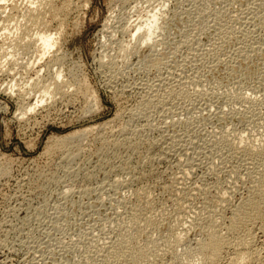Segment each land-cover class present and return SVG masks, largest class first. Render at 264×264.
<instances>
[{
    "label": "rangeland",
    "instance_id": "rangeland-1",
    "mask_svg": "<svg viewBox=\"0 0 264 264\" xmlns=\"http://www.w3.org/2000/svg\"><path fill=\"white\" fill-rule=\"evenodd\" d=\"M4 1L0 264H99L117 232L125 227L123 232L132 231V213L139 204L146 212L143 216L138 211V224L146 232L141 242L150 235L162 242L163 236L180 232L182 243L175 253L181 258L205 236L208 218L216 215V225L225 231L229 200L234 204L257 190L255 186L264 188V161L251 163L240 152V145L264 144V0ZM43 1L50 6L45 8ZM35 2L37 9L31 4ZM154 13L159 15L156 32L142 44L133 37L134 24L144 27ZM35 31L53 32L57 44L43 54ZM122 41L131 48L124 49ZM149 53H163L166 59L161 55L163 64L156 69ZM39 75L43 77L36 81ZM53 75L66 85L60 91H54ZM43 81L57 96L45 95ZM177 91L185 97L176 96ZM148 99L154 102L145 108ZM74 130L78 134L70 137ZM134 139L142 144L133 153L128 142ZM231 144L236 146L233 150ZM250 181L260 185L252 188ZM148 219H156V226H146ZM260 242L256 234L253 247L264 256ZM164 256L170 262L174 258L170 253Z\"/></svg>",
    "mask_w": 264,
    "mask_h": 264
},
{
    "label": "bare ground",
    "instance_id": "bare-ground-1",
    "mask_svg": "<svg viewBox=\"0 0 264 264\" xmlns=\"http://www.w3.org/2000/svg\"><path fill=\"white\" fill-rule=\"evenodd\" d=\"M2 1V0H1ZM0 1V2H1ZM15 1V0H14ZM29 1V0H28ZM27 1V2H28ZM38 1H40V0H38ZM37 1V2H38ZM49 1V0H48ZM48 1H43L44 3H43V5L45 6V8L48 6H50V3L48 2ZM73 1V0H72ZM4 2H6V0L4 1ZM7 2H8V0H7ZM6 2V3H7ZM29 2H34V1H32V0H30ZM41 2V1H40ZM39 3V2H38ZM37 3V4H38ZM27 4V3H26ZM32 5L33 4H36V2L35 3H31ZM256 4H258V3H256ZM4 5V4H3ZM15 5V4H14ZM29 5V4H28ZM136 5V4H135ZM13 6V5H12ZM20 6V5H19ZM30 6V5H29ZM34 6V5H33ZM133 6V5H132ZM4 7V6H3ZM14 7V6H13ZM17 7V6H16ZM35 7V6H34ZM38 7H40V5L38 4ZM38 7H35L36 9L38 8ZM33 8V7H32ZM34 8V9H35ZM5 8H3V10H4ZM15 9V8H14ZM0 10H2L1 9V7H0ZM2 10V11H3ZM10 10H12V9H10ZM16 10V9H15ZM23 10V9H22ZM22 10H21V12H22ZM33 10V9H32ZM39 10H40V8H39ZM2 11H1V13H2ZM33 11H35V10H33ZM38 11V10H37ZM241 11V10H240ZM13 12V11H12ZM39 12V11H38ZM34 13V12H33ZM47 13V12H46ZM239 13V12H238ZM259 13V12H258ZM3 14H4V12H3ZM2 14V15H3ZM45 14V13H44ZM28 15V14H27ZM40 15H41V13H40ZM39 15V16H40ZM236 15V14H235ZM15 16H16V14H15ZM23 16V15H22ZM26 16V15H25ZM158 14L157 13H154L153 15H152V19L151 20H149V21H147L146 22V24L144 25V27L141 25V24H134V31H133V37H135V39H137L138 38V40L139 41H141L142 42V44H144V42H147V43H149L150 41L149 40H152V37H153V35L155 34V32H156V28H157V22H158ZM4 17V16H3ZM5 17H7V16H5ZM4 17V18H5ZM35 17V16H34ZM44 17V16H43ZM236 17V16H235ZM18 18V17H17ZM30 18V17H29ZM41 18V17H40ZM1 19H2V17H1ZM0 19V20H1ZM7 19V18H6ZM10 19V18H9ZM19 19V18H18ZM23 19H24V17H23ZM26 19V18H25ZM33 19V18H32ZM36 19V18H35ZM3 20V19H2ZM5 20V19H4ZM8 20V19H7ZM119 20V19H118ZM6 21V20H5ZM18 21V20H17ZM16 21V22H17ZM126 21V20H125ZM1 23H4V21H0ZM10 22V21H9ZM33 22V21H32ZM0 23V24H1ZM13 23V22H12ZM39 23V22H38ZM139 23V22H138ZM10 24V23H9ZM116 24V23H115ZM127 24V23H126ZM3 25V24H2ZM2 25H0L1 27H2ZM121 25V24H120ZM5 26V25H4ZM13 26H14V24H13ZM130 27V26H129ZM129 27H127V29L125 30L126 32H127V30H129ZM3 28H7V27H3ZM21 28V27H20ZM59 28H61V27H59ZM4 29V30H5ZM12 29V28H11ZM23 29V28H22ZM7 30V29H6ZM15 31H16V29H15ZM25 31V30H24ZM60 32V31H59ZM58 32V33H59ZM35 33H37V35H36V37L37 38H35V40L36 41H39L40 42V46L43 48V54L44 53H47L51 48H53V46L54 45H56L57 43V41H55V39H54V35L52 34H50V33H48V31H47V33H46V31L45 32H43V33H41V32H36L35 31ZM38 33H40L39 35H38ZM57 33V32H56ZM57 33V34H58ZM132 33V32H131ZM4 34H5V32H4ZM7 34H8V32H7ZM55 34V33H54ZM10 35V34H9ZM136 35V36H135ZM6 36V35H5ZM4 36V37H5ZM8 36V35H7ZM13 37V36H12ZM17 37H19V35H17ZM16 37V38H17ZM23 37V36H22ZM30 37V36H29ZM29 37H27L28 39H29ZM137 37V38H136ZM15 38V37H14ZM31 38V37H30ZM9 39V38H8ZM122 39H124V38H122ZM127 39V38H126ZM19 40V39H18ZM31 40H34V39H30L29 40V42L31 41ZM56 40H58V39H56ZM128 40V39H127ZM126 40V41H127ZM7 41V40H6ZM124 41V40H123ZM123 41H122V44H124L123 43ZM126 41H125V43H126ZM130 41H132V39L130 38ZM136 41V40H135ZM138 41V42H139ZM8 42V41H7ZM7 42H5L4 41V43L6 44ZM24 42H25V40H24ZM33 42H35V41H33ZM137 42V41H136ZM141 42H140V44H141ZM22 43V42H21ZM20 43V44H21ZM37 43V42H36ZM119 43V42H118ZM11 44V43H10ZM17 44V43H16ZM15 43H14V45H16ZM19 44V43H18ZM19 44V45H20ZM25 44V43H24ZM35 44V43H34ZM119 44H121V42L119 43ZM122 44L121 45H119L120 47H121V49L123 48L122 47ZM2 45V44H1ZM13 45V46H14ZM26 45V44H25ZM131 45H132V43H131ZM27 46V45H26ZM30 46V45H29ZM35 46V45H34ZM129 45H127L126 46V44H124V49H126L127 47H128ZM7 47H8V44H7ZM36 47V46H35ZM40 47V48H41ZM126 47V48H125ZM2 48V47H1ZM55 48V47H54ZM119 48V47H118ZM129 48V47H128ZM127 48V49H128ZM131 48V47H130ZM129 48V49H130ZM15 49V48H14ZM28 49V48H27ZM9 50V49H8ZM13 50V49H12ZM117 50V49H116ZM123 50V49H122ZM154 50V49H153ZM207 50V49H206ZM1 51V50H0ZM16 51H17V49H16ZM128 51V50H127ZM6 52V51H5ZM9 52V51H8ZM122 52V51H121ZM126 51L124 50V53H125ZM153 52V51H152ZM155 52V51H154ZM153 52V53H154ZM157 52V51H156ZM155 52V53H156ZM42 53V52H41ZM123 53V52H122ZM123 53V54H124ZM129 53V52H128ZM153 53H151L152 54V56H155V54L153 55ZM126 54H127V52H126ZM150 54V53H149ZM151 54H150V57H151V61H150V63L153 65V66H156V69H157V67L159 66V65H161V63L163 64V62H162V60L159 58V57H161V55L163 56V58H165V56L163 55V53H159L160 54V56H156V57H152L151 56ZM56 55V54H55ZM125 55V54H124ZM123 55V56H124ZM7 56H9V55H7ZM15 56V55H14ZM40 56V55H39ZM39 56H38V58H39ZM43 55L41 54V57H42ZM123 56H122V58H123ZM127 57H128V55H126ZM130 56V55H129ZM4 57H5V55H4ZM120 57V56H119ZM126 57V58H127ZM5 58H7V57H5ZM53 58V57H52ZM58 58V57H57ZM62 58V57H61ZM104 58V57H103ZM121 58V59H122ZM162 58V57H161ZM1 59V58H0ZM166 59V58H165ZM2 60V59H1ZM36 60H38V59H35V61ZM42 60V59H41ZM53 60V59H52ZM52 60H50V61H52ZM107 60V59H106ZM123 60H125V57H124V59ZM3 61V60H2ZM13 61V60H12ZM26 61V60H25ZM31 61V60H30ZM49 61V62H50ZM54 61V60H53ZM56 61V60H55ZM59 61V60H58ZM149 61V60H148ZM163 61H166V60H163ZM4 63V62H3ZM29 63V62H28ZM27 63V64H28ZM39 63V62H38ZM51 63H53V62H50V64ZM56 63H58V62H56ZM107 63V62H106ZM190 63V62H189ZM214 63V62H213ZM217 63V62H216ZM111 64V63H110ZM12 65H13V63H12ZM48 65V64H47ZM46 65V66H47ZM52 65V64H51ZM63 65V64H62ZM207 65V64H206ZM18 66V65H17ZM102 66V65H101ZM163 66H165V65H163ZM111 67H112V65H111ZM41 69V68H40ZM50 69V68H49ZM60 69V68H59ZM58 69V70H59ZM30 70V69H29ZM12 71V70H11ZM31 71V70H30ZM42 71V70H41ZM114 71V70H113ZM21 72V71H20ZM47 72V71H46ZM37 74H38V71L36 72ZM59 73V77H60V72H58ZM70 73V72H69ZM37 74H35V76H37ZM7 75V74H6ZM24 75H25V73H24ZM27 75V74H26ZM49 75V74H48ZM47 75V76H48ZM41 76V77H40ZM52 76V75H51ZM50 76V77H51ZM53 76H55V75H53ZM39 77L40 78H42L43 76L42 75H39L37 78H35L36 79V81L38 80L39 81ZM50 77H47L46 79H47V82L48 83H50L48 80H49V78ZM57 75L55 76V77H51V78H55L54 80H53V86H54V91H60L62 88H63V83L61 84L60 82H57V81H59V79L57 80ZM187 77V76H186ZM22 78H23V76H22ZM75 78V77H74ZM193 78H194V76H193ZM171 79V78H170ZM189 79V78H188ZM33 80V79H32ZM52 80V79H51ZM158 80V79H157ZM179 80V79H178ZM29 81V80H28ZM36 81H34V82H32L33 83V85L36 83ZM41 81V80H40ZM46 81V80H45ZM45 81H43V82H45ZM65 81V80H64ZM68 81V80H67ZM164 81H166V80H164ZM170 81V80H169ZM181 81V80H180ZM186 81H188V80H186ZM30 82V81H29ZM85 82V81H84ZM161 82V81H160ZM196 82V81H195ZM28 83V82H27ZM26 83V84H27ZM41 83H42V81H41ZM46 83V82H45ZM48 83H46V85L45 84H42V86H41V88L43 87V91L45 92V95H48V94H51V93H57V92H54L53 90H51V86H50V90H51V92L49 91V84ZM60 83V84H59ZM74 83V82H73ZM78 83V82H77ZM174 83V82H173ZM181 83H183V82H181ZM185 83V82H184ZM193 83H194V81H193ZM36 84H38V83H36ZM65 84V83H64ZM67 84H68V82H67ZM82 84V83H81ZM41 84L39 83V86H40ZM50 85H52L51 83H50ZM61 85H62V87H61ZM73 85H75V84H72V86ZM155 85V84H154ZM197 85V84H196ZM66 86V85H65ZM64 86V87H65ZM71 86V87H72ZM186 86V85H185ZM68 87V86H67ZM127 87V86H126ZM149 87H151V86H149ZM19 88V87H18ZM36 88H37V86H36ZM40 88V89H41ZM75 87L73 86V89H74ZM81 88V87H80ZM79 88V89H80ZM170 88V87H169ZM171 88H172V86H171ZM17 89V88H16ZM19 89H21V88H19ZM39 89V90H40ZM88 89V88H87ZM2 90V89H1ZM18 90V89H17ZM16 90V91H17ZM38 90V91H39ZM171 90V89H170ZM176 90V89H175ZM29 91H30V89H29ZM29 91H27V92H29ZM53 91V92H52ZM63 91V90H62ZM64 91H65V88H64ZM79 91V90H78ZM91 91H93V90H91ZM167 91V90H166ZM171 91H173V90H171ZM20 92V91H19ZM23 93H24V91H22ZM27 92H25V94L27 93ZM32 92V91H31ZM30 92V93H31ZM35 92V91H34ZM75 92H76V90H75ZM82 92V91H81ZM170 93V91H167V93ZM181 92V91H180ZM180 92L178 93V91L176 92V93H178V94H176V96L177 95H183V94H180ZM22 93V94H23ZM61 93H63V92H61ZM162 93V92H161ZM172 93V92H171ZM170 93V94H171ZM182 93V92H181ZM21 93H19V94H17L18 96L20 95V97H26V95H22ZM28 94L29 93H27V96H28ZM40 94V93H39ZM41 94H42V91H41ZM52 94V95H53ZM64 94V93H63ZM82 94V93H81ZM92 94H94L93 92H92ZM154 94V93H153ZM52 95H50V97H55V96H52ZM83 95V94H82ZM90 95V94H89ZM95 95V94H94ZM94 95H90V96H94ZM167 95H169V94H166V96ZM175 95V94H174ZM49 96V95H48ZM56 96H57V94H56ZM59 96V95H58ZM187 96V95H186ZM20 97H18V99L20 98ZM28 97H30V95L28 96ZM74 97V96H73ZM163 97V96H162ZM168 97V96H167ZM166 97V98H167ZM170 97V96H169ZM173 97V96H172ZM175 97V96H174ZM179 97V96H178ZM184 97H185V94H184ZM27 98V97H26ZM35 98H36V96H35ZM48 98V97H47ZM87 98V97H86ZM94 98V97H93ZM153 98V97H152ZM158 98H161V97H158ZM157 98V99H158ZM241 98V97H240ZM17 99V100H18ZM23 99V98H22ZM38 99H40V98H38ZM50 99V98H49ZM243 99V98H242ZM20 100H21V98H20ZM54 100V99H53ZM153 100V99H152ZM156 100V99H155ZM244 100H248V101H250V99H244ZM252 100H254V99H252ZM25 101V100H24ZM24 101H21L22 102V104H23V102ZM28 101V99H26V102ZM44 101V100H43ZM149 101V99L147 100V101H145V103H144V107L146 108H149L150 106H152L153 104V102H154V100H153V102H148ZM151 101V100H150ZM162 101V100H161ZM238 101H240V100H238ZM20 102V101H19ZM29 102H30V100H29ZM34 102V101H33ZM48 102V101H47ZM208 102V101H207ZM88 103V102H87ZM242 103V102H241ZM19 104V103H18ZM29 104V103H28ZM27 104V105H28ZM54 104V103H53ZM152 104V105H151ZM156 106H157V104L158 103H154ZM242 104H244V103H242ZM29 105H31V104H29ZM142 105V104H141ZM161 105V104H160ZM220 105V104H219ZM21 106V105H20ZM24 106H26V104H25V102H24ZM32 106V105H31ZM31 106H29L30 108H31ZM35 106H37V104H35ZM29 107H27L28 109H29ZM33 107V106H32ZM143 107V109H145ZM22 108L23 109H21V111L23 112V110L25 109L24 107H23V105H22ZM153 108V107H152ZM250 108V107H249ZM18 109V108H17ZM31 110H34V109H31ZM139 110V109H138ZM39 111V110H38ZM146 111H147V109H146ZM145 111V112H146ZM21 112V113H22ZM25 112V111H24ZM32 112V111H31ZM26 113H27V111H26ZM36 113V112H35ZM130 113V112H129ZM133 113V112H132ZM136 113V112H135ZM144 113V112H143ZM221 113V112H220ZM19 114V113H18ZM23 115H24V113H23ZM142 115V114H141ZM134 116H136V115H134ZM18 117V116H17ZM20 117V116H19ZM131 118V117H130ZM139 118V117H138ZM147 118V117H146ZM20 120V119H19ZM130 121L129 122H131V119H129ZM135 120V119H134ZM123 122V121H122ZM122 122H120V123H122ZM126 122V121H125ZM128 122V123H129ZM127 123V124H128ZM111 125V124H110ZM121 125V124H120ZM100 126H102V124L100 125ZM107 126V125H106ZM122 126H124V128H125V126H126V124L125 125H123V123H122ZM91 127H93V126H91ZM105 127V126H104ZM117 127V126H116ZM127 127H129V126H126V128ZM132 127V126H131ZM123 128V127H122ZM123 128V129H124ZM138 128V127H137ZM85 129V128H84ZM110 129V128H109ZM178 129V128H177ZM83 130V129H82ZM120 130V129H119ZM126 130V129H125ZM132 130V129H131ZM134 130V129H133ZM78 131V130H77ZM85 132H86V130H84ZM101 131H102V129H101ZM104 131V130H103ZM122 132V131H121ZM125 132V131H124ZM137 132H139L138 130H137ZM142 132V131H141ZM80 133V132H79ZM102 133V132H101ZM100 133V134H101ZM126 133V132H125ZM130 133V132H129ZM128 133V134H129ZM78 134V132H75V130H74V132L72 133L71 132V134L69 135L70 137H75V135H77ZM82 135H83V133H81ZM137 134V133H136ZM135 134V135H136ZM140 134V133H139ZM176 134V133H175ZM81 135V136H82ZM126 135V134H125ZM143 135V134H142ZM66 136V135H65ZM68 136V137H69ZM103 136H105V135H103ZM103 136H101V137H103ZM134 136V135H133ZM78 137V136H77ZM86 137V136H85ZM124 137V136H123ZM131 137H132V135H131ZM138 137V136H137ZM142 137V136H141ZM145 137V136H144ZM144 137H142V138H144ZM147 137V136H146ZM79 138H80V136H79ZM78 138V139H79ZM108 138V137H107ZM133 138V137H132ZM71 139V138H70ZM131 139V138H130ZM129 139V140H130ZM144 139H146V138H144ZM148 139V138H147ZM146 139V140H147ZM175 139V138H174ZM104 140H105V138H104ZM118 140V139H117ZM132 140V139H131ZM130 140V141H131ZM140 140H141V138H140ZM140 140H138V141H140ZM263 140H264V138H263ZM60 141H62V139H60ZM103 141V140H102ZM124 141V140H123ZM125 141H128L127 139L125 140ZM129 141V142H130ZM138 141H135V139H134V141H132V143L130 142H128V144H130V149H132L131 150V152H133L134 153V151H136V149H138L140 146H141V144H142V142H138ZM107 142V141H106ZM117 142V141H116ZM144 142H145V140H144ZM148 142V141H147ZM146 142V143H147ZM151 142H153V141H151ZM81 143V142H80ZM115 143V142H114ZM145 143V144H146ZM154 143V142H153ZM157 143V142H156ZM242 143V142H241ZM244 143V142H243ZM249 143V142H248ZM61 144V143H60ZM122 144V143H121ZM124 144V143H123ZM180 144V143H179ZM185 144V143H184ZM149 145V147H151L150 145L151 144H147V146ZM228 145V144H227ZM249 145V144H248ZM247 144L246 145H240V152H241V156L244 158V159H246V160H248V161H250L251 163H253L254 162V164L255 163H258V162H261L262 163V161H264V144L262 143V144H260L259 145V143H258V145L259 146H256V145H254V146H256V147H250V146H248ZM71 146V145H70ZM69 146V147H70ZM108 146V145H107ZM144 146V145H143ZM155 145H153V147H154ZM105 147V146H104ZM120 147H122V145L120 146ZM125 147V146H124ZM126 147H128V145L126 146ZM229 148H233L232 147V144H231V147L230 146H228ZM236 147V146H235ZM234 147V148H235ZM115 148V147H114ZM118 148V147H117ZM148 148V147H147ZM183 148V147H182ZM66 149V148H65ZM110 149H112L111 147H110ZM109 149V150H110ZM125 149V148H124ZM128 149V148H127ZM149 149H151V148H149ZM231 149H229V150H231ZM113 150V149H112ZM118 150V149H117ZM144 150V149H143ZM147 150V149H146ZM173 150V149H172ZM233 150V149H232ZM238 150V151H239ZM67 151V150H66ZM102 151V150H101ZM148 151V150H147ZM237 151V152H238ZM71 152H73L72 150H71ZM70 152V153H71ZM232 152V151H231ZM236 152V151H235ZM240 152H238V153H240ZM68 153V152H67ZM66 153V155H68ZM76 153H77V151H76ZM78 153H79V150H78ZM155 153H157V152H154V154ZM168 153V152H167ZM233 153V152H232ZM64 154V153H63ZM132 154V153H131ZM137 154H138V152H137ZM235 154V153H234ZM70 155H72V153L70 154ZM74 155V154H73ZM130 156V155H129ZM133 156V155H132ZM155 156V155H154ZM160 156V155H159ZM74 157V156H73ZM150 157V156H149ZM239 157V156H238ZM64 158V157H63ZM67 158V157H66ZM69 158H72L71 156L69 157L68 156V160H69ZM144 158V157H143ZM159 159H160V157H158ZM67 160V161H68ZM148 160V159H147ZM241 160V159H240ZM243 160V159H242ZM241 160V161H242ZM66 161V160H65ZM70 161V160H69ZM142 161V160H141ZM126 163V162H125ZM260 164V163H259ZM261 165V164H260ZM259 165V166H260ZM250 166V165H249ZM252 166V165H251ZM128 167V166H127ZM244 167V166H243ZM253 168H254V166H252ZM256 167H258V164H256ZM237 168V167H236ZM252 168V169H253ZM259 168V167H258ZM261 168V167H260ZM259 168V169H260ZM263 168V167H262ZM250 169V168H249ZM255 169V168H254ZM261 170V169H260ZM185 171V170H184ZM254 172H255V170H253ZM262 172L264 171V169L263 170H261ZM5 172V171H4ZM7 172V171H6ZM229 172V171H228ZM250 172H252V170H250ZM3 173V172H2ZM248 174H250L249 172H247ZM253 173V172H252ZM256 173H260L259 172V170H258V172H256ZM255 173V174H256ZM247 174V175H248ZM254 173H253V175H255ZM262 174V173H261ZM263 174H264V172H263ZM187 175V174H186ZM239 175V174H238ZM252 175V174H251ZM257 176L258 177H260L258 174H257ZM240 177V176H239ZM256 177V176H255ZM258 177H256V178H258ZM264 176H262V178H263ZM254 178V176L251 178V179H253ZM262 178H260L261 179V181H263L262 180ZM122 179V178H121ZM224 179V178H223ZM250 179V180H251ZM243 180V179H242ZM254 180V179H253ZM256 180V179H255ZM255 180H254V182H255ZM245 181V180H244ZM257 181H259L258 179H257ZM260 182V181H259ZM232 183V182H231ZM250 183H252L251 181H250ZM260 184H262V182H260ZM260 184H258L257 182L254 184V183H252V184H250V186L252 187L253 185H260ZM234 185V184H233ZM232 186V185H231ZM230 186V187H231ZM235 186V185H234ZM249 186V187H250ZM167 187V186H166ZM186 187V186H185ZM249 187H247L248 189H250ZM258 186H255V188L257 189V190H254L253 191V189H252V191H250V193L251 194H249V196H243V197H245V198H239L240 200H235L236 201V203H234V204H232L231 203V201H232V199L231 200H229L228 202H230V205H229V203H228V210H229V215H226L225 216V219L224 220H226V223H225V227H223V230H225V231H222V229L219 227V226H217L216 225V223H218V220H216L217 222H215V217H216V215H215V217L213 216V218L214 219H212V217H210V218H208V217H206V218H208L207 219V221H205L204 219H202L203 221H205L206 222V225L204 226V227H206V234H205V236L203 237L202 236V238L201 239H199L198 241H197V243H196V245L195 246H193L194 248H193V250L191 249V250H187L186 248V251L183 253L184 255H183V257H179L180 255H182V254H180L179 256H177L178 254L177 253H175V247H177V245L181 242V237H182V235H180L181 233L179 232V231H177V232H179V233H177V234H175V232H174V234H172V233H170V232H173V230L172 231H168V233H170V235L169 236H163V237H165V239H161V240H163L162 242H157V240H154V239H151V238H149L151 235H150V233L151 232H153V231H151V232H149V237L148 238H146V240H145V238L144 239H142V242H141V240H140V237L142 236V234H144V233H146L139 225L141 224H138V219L139 218H141V214H139V212L138 211H141V209H144L143 207L141 208L140 207V209H138L139 208V206H140V204H139V202H138V199H136L137 200V202H138V208H137V210H136V205H135V210L137 211L136 213H132L131 215H132V217H131V222H130V224H132L133 225V229L131 228L132 227V225H131V227H128L129 226V223H128V225H127V227L128 228H131L130 230H132V231H129V233H125V232H123L124 230L123 229H125V228H122L120 231H118V229H117V234H116V237H115V239H114V241L112 242V240L109 242V246H108V248H107V250L105 249V253L102 255V261H101V263H99V264H149V263H155V264H161L162 263V258H164V264H166L165 263V257L166 256H164L165 254H171V255H174V256H172V257H174L173 258V260L170 262V260L169 261H166L167 262V264H264V256H260L259 255V253L256 251V250H258L259 251V249H254L255 247H253V245H254V243H253V241H254V238H255V235L256 234H258V236L260 237V243L264 246V188H261V189H258L259 187H261V186H259L258 188H257ZM263 187H264V185H263ZM244 188V187H243ZM252 188H254V187H252ZM70 190V189H69ZM167 190V189H166ZM238 190V189H237ZM195 191V190H194ZM229 191V190H228ZM249 190H247V192H248ZM139 192V191H138ZM142 192V191H141ZM177 192V191H176ZM227 192V191H226ZM143 193V192H142ZM193 193V192H192ZM206 194V193H205ZM232 194V193H231ZM225 195V194H224ZM247 195H248V193H247ZM138 196H140V195H138ZM147 196V195H146ZM221 196V195H220ZM145 197V195L143 196V198ZM201 197V196H200ZM222 197V196H221ZM138 198V197H137ZM171 198V197H170ZM140 200H141V198H139ZM145 199H147L146 197H145ZM145 199H143V201L145 200ZM226 199V198H225ZM179 200V199H178ZM228 200V199H227ZM146 201V200H145ZM209 201V200H208ZM216 201V200H215ZM225 201V203L227 204V202H226V200H224ZM136 202V203H137ZM188 202V201H187ZM223 202V201H222ZM140 203H142V202H140ZM144 203H146L147 204V202H144ZM204 203V202H203ZM208 203V202H207ZM212 203V202H211ZM132 204V203H131ZM146 204H144V205H146ZM152 204V203H151ZM222 204V203H221ZM127 205V204H126ZM133 204H132V206H134ZM208 205V204H207ZM214 205H216V204H214ZM131 206V205H130ZM129 206V207H130ZM141 206H143V204L141 205ZM147 206V205H146ZM154 206V205H153ZM187 206V205H186ZM219 206V205H218ZM151 207V206H150ZM200 207V206H199ZM226 206H223L222 208H225ZM152 208V207H151ZM154 208V207H153ZM190 208V207H189ZM217 207H215V209H216ZM129 209V208H128ZM131 209H133V207H131ZM211 209V208H210ZM226 209V208H225ZM130 210V209H129ZM135 210H132V212L133 211H135ZM205 210V209H204ZM213 210V209H212ZM224 210V209H223ZM147 211V210H146ZM206 211H207V208H206ZM142 213H144L145 211L144 210H142L141 211ZM210 212V211H209ZM213 212V211H212ZM215 212V211H214ZM224 212H226V210L224 211ZM146 213V212H145ZM145 213L143 214V216L145 215ZM150 213V212H149ZM183 213V212H182ZM158 214V213H157ZM147 215V214H146ZM150 215V214H149ZM155 215V214H154ZM207 215V214H206ZM211 215H212V213H211ZM210 215V216H211ZM219 215V214H218ZM224 215V214H223ZM223 215H221V217H220V219L222 218V216ZM148 216V215H147ZM147 216H145V218L147 217ZM187 216V215H186ZM207 216H209V215H207ZM127 217V216H126ZM130 217V216H129ZM194 217V216H193ZM203 217H204V215H203ZM151 218V217H150ZM176 218V217H175ZM174 218V219H175ZM179 218V217H178ZM197 218H198V216H197ZM142 219H144V217H142ZM219 219V218H218ZM111 220V219H110ZM151 220H153V219H148V220H146L145 222H147V225L146 226H151V227H155L156 225H155V222L154 221H156V219H154V221H151ZM165 220V219H164ZM194 220V219H193ZM201 220V219H200ZM201 220V221H202ZM200 221V222H201ZM196 222H198V220L196 221ZM221 222V221H220ZM224 222V221H223ZM223 222H221L222 223V225H223ZM158 223V222H157ZM156 223V224H157ZM163 223V222H162ZM192 223H193V221H192ZM221 223L220 224H218V225H221ZM142 224H143V222H142ZM159 224V223H158ZM169 224V223H168ZM197 224V223H196ZM196 224H193V225H195L196 226ZM200 224H202V222L200 223ZM160 225H161V223H160ZM199 225V224H198ZM203 225H204V223H203ZM203 225H202V227H203ZM121 226V225H120ZM157 226H159V225H157ZM224 226V225H223ZM123 227V226H122ZM167 227V226H166ZM197 227V226H196ZM201 227V226H200ZM200 227H199V229H200ZM222 227V226H221ZM147 228V227H146ZM159 228V227H158ZM177 228V227H176ZM148 229V228H147ZM174 229V228H173ZM199 229H198V231H199ZM205 229V228H204ZM204 229H202V230H204ZM127 230V228L125 229V231ZM151 230H153L152 228H151ZM170 230V229H169ZM148 231H150V229L148 230ZM156 231V230H155ZM183 231V230H182ZM128 232V231H127ZM223 232H225V233H223ZM167 233V234H168ZM201 233V232H200ZM148 234V233H147ZM154 234V233H153ZM184 234V233H183ZM166 235V234H165ZM81 237V236H80ZM144 237H145V234H144ZM147 237V236H146ZM199 237H201V235L199 236ZM170 238V239H169ZM144 240V241H143ZM257 240V239H256ZM258 241V240H257ZM256 242V241H255ZM182 243V242H181ZM184 244V243H183ZM182 244V245H183ZM188 245H189V243H187ZM260 244V248H262V245ZM181 245V246H182ZM186 245V244H185ZM259 245V244H258ZM184 246V245H183ZM255 246V245H254ZM189 247H191V246H189ZM188 247V248H189ZM179 248V247H178ZM192 248V247H191ZM257 248H259V247H257ZM177 249V248H176ZM190 249V248H189ZM227 250H230V253H228L227 252ZM264 250V249H263ZM177 251V250H176ZM262 251V250H261ZM228 253L227 255V258H226V260L225 261H223L222 259H223V256H224V253ZM96 253V252H95ZM180 253V252H179ZM263 253V252H262ZM263 255V254H262ZM164 256V257H163ZM169 257V256H168ZM193 257H197V258H193ZM89 258V257H88ZM170 258V257H169ZM197 259V261H195V260ZM43 260V259H42Z\"/></svg>",
    "mask_w": 264,
    "mask_h": 264
}]
</instances>
